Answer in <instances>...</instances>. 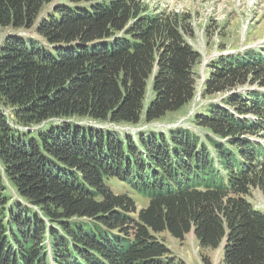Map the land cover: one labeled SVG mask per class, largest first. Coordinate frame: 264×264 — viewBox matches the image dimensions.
<instances>
[{
    "label": "trees",
    "instance_id": "16d2710c",
    "mask_svg": "<svg viewBox=\"0 0 264 264\" xmlns=\"http://www.w3.org/2000/svg\"><path fill=\"white\" fill-rule=\"evenodd\" d=\"M53 1L0 0V27L32 31L0 42V264H186L165 231L224 240L225 264H264V212L247 198L264 192V93L237 91L264 86V46L211 63L203 95L225 96L195 123L216 137L131 136L116 126L194 99L200 53L136 2L63 0L42 16Z\"/></svg>",
    "mask_w": 264,
    "mask_h": 264
},
{
    "label": "rangeland",
    "instance_id": "374dc122",
    "mask_svg": "<svg viewBox=\"0 0 264 264\" xmlns=\"http://www.w3.org/2000/svg\"><path fill=\"white\" fill-rule=\"evenodd\" d=\"M62 1L54 0L52 3L46 4L41 15L44 16L52 12L54 5ZM130 1L136 2L147 14L160 13L175 20L186 42L197 50L201 57L193 67L196 94L190 103L178 111L166 113L158 120L148 122L143 114L138 124L120 123L116 128L122 129V132L128 131L131 136L138 132L149 133L155 131L157 133L163 132L169 137L168 129L183 127L205 141V136L209 132L195 123V115L198 112H206V105L218 104L221 98L225 96V94L203 95L205 83L211 75V63L221 54L233 56L242 54L246 49H258V47L264 46V0ZM17 32L27 36L32 31L16 30L11 26L0 27V42L7 35ZM152 82L153 78H150L144 100L145 107L154 95ZM260 82L239 86L237 91L242 94L251 91L264 93V86ZM2 109L7 115L11 113L8 106H2ZM249 118H252V116H249ZM94 124L96 125V123ZM109 125L103 124V126ZM32 127L37 128L38 126ZM209 135L216 137L211 133ZM135 138L137 139L138 136H135ZM259 141L264 145V137H261ZM112 184L116 192L129 191L126 185L119 181L114 180ZM130 193L139 209L147 206L148 201L146 198L132 191ZM247 198L256 209L264 212V192L262 190L251 188L250 195ZM157 237L170 248L172 255L184 260L186 264H225L224 240L218 248L212 249L202 247L193 231L188 233L184 240L176 239L167 231L157 234Z\"/></svg>",
    "mask_w": 264,
    "mask_h": 264
}]
</instances>
